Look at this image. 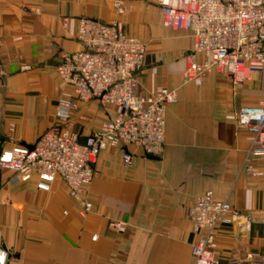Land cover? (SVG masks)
I'll list each match as a JSON object with an SVG mask.
<instances>
[{
	"label": "crops",
	"instance_id": "crops-1",
	"mask_svg": "<svg viewBox=\"0 0 264 264\" xmlns=\"http://www.w3.org/2000/svg\"><path fill=\"white\" fill-rule=\"evenodd\" d=\"M112 2L0 0V154L31 147L60 123L58 115L74 100L56 67L63 54L81 50L80 18L118 20L144 44L139 93L176 91L166 110L164 153L148 157L128 146L132 164L124 166L122 149L101 151L96 176L76 199L60 178L44 183L32 176L11 184V172L0 170L2 264H193L196 236L187 209L205 192L252 216L248 232L229 222L214 228L219 264L231 259L264 264V150L234 122L239 108L264 98V68L251 70L250 79L234 89L217 70L202 75L199 84L186 83L182 73L191 33L165 28L157 0H121L127 8L121 16ZM117 112L97 101L78 102L72 130L83 142ZM83 202L92 210L80 217ZM109 220L125 222L126 231L110 230Z\"/></svg>",
	"mask_w": 264,
	"mask_h": 264
},
{
	"label": "built area",
	"instance_id": "built-area-1",
	"mask_svg": "<svg viewBox=\"0 0 264 264\" xmlns=\"http://www.w3.org/2000/svg\"><path fill=\"white\" fill-rule=\"evenodd\" d=\"M157 4L165 28L192 35L193 45L182 73L184 82L199 84L202 75L217 70L229 77L234 89L250 79L251 70L264 68V0H157ZM112 8L117 16L127 10L121 0H113ZM76 40L81 50L63 54L56 67L59 79L74 94L67 110L58 115L60 123L43 132L31 147L16 146L0 154V170L12 174L9 183L27 182L32 176L44 183L60 178L71 199L84 193L94 179L98 154L107 148L122 149L124 166L132 164L128 146L139 148L145 156L160 157L166 110L177 99L176 91L169 88L148 95L137 91L146 50L139 39L123 31L120 21L80 18ZM90 101L112 105L118 112L80 142L79 134L72 130L71 112L78 102ZM234 122L253 134L255 145L264 150V98L255 106L239 108ZM91 210V203L83 202L80 217ZM187 218L196 236L191 246L193 264H219L213 236L218 224L229 222L243 233L252 223L250 214L234 211L211 192L195 198ZM261 222L264 224V218ZM107 227L123 234L127 224L109 220ZM227 264L251 262L231 259Z\"/></svg>",
	"mask_w": 264,
	"mask_h": 264
},
{
	"label": "clouds",
	"instance_id": "clouds-1",
	"mask_svg": "<svg viewBox=\"0 0 264 264\" xmlns=\"http://www.w3.org/2000/svg\"><path fill=\"white\" fill-rule=\"evenodd\" d=\"M3 254H0V264H2Z\"/></svg>",
	"mask_w": 264,
	"mask_h": 264
}]
</instances>
